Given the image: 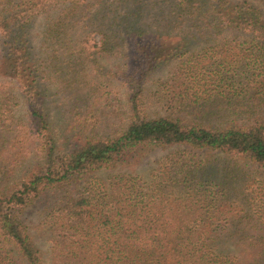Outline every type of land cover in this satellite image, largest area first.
Listing matches in <instances>:
<instances>
[{
  "label": "trees",
  "instance_id": "16d2710c",
  "mask_svg": "<svg viewBox=\"0 0 264 264\" xmlns=\"http://www.w3.org/2000/svg\"><path fill=\"white\" fill-rule=\"evenodd\" d=\"M44 14L42 48L59 70L60 50L72 74L75 62L97 53L119 49L129 58L123 71H108L127 89L123 121L100 133L110 113L92 108L85 141L63 153L31 34ZM0 46V128H9L21 94L29 115L16 140L32 142L35 168L13 182L12 163L26 156L0 162V264H264V199L253 196L249 210L227 201L255 173L242 164L264 172V0H0ZM172 61L166 90L156 93L165 113L150 111L147 81ZM170 147L183 148L162 157L148 181L93 176ZM193 150L222 156L199 158ZM60 189L63 202L46 222L48 263L23 214Z\"/></svg>",
  "mask_w": 264,
  "mask_h": 264
},
{
  "label": "rangeland",
  "instance_id": "374dc122",
  "mask_svg": "<svg viewBox=\"0 0 264 264\" xmlns=\"http://www.w3.org/2000/svg\"><path fill=\"white\" fill-rule=\"evenodd\" d=\"M155 1V0H150ZM96 9V7L94 8ZM147 9V8H146ZM105 14L102 10L101 15ZM109 17V14L106 13ZM90 19V18H89ZM98 23L94 28L101 24ZM45 22V14L39 17L33 28L31 34L33 36L34 52L37 53V59L42 63L40 69V78L47 76L42 80L44 85V98L45 109L51 123L53 137L57 144V152L63 153L71 151L77 144H81L86 138V125L89 118H84V115L89 113L92 108L105 107V112H109L110 116L107 117L108 122H103L99 128V132L103 133L104 130H110L117 124L123 121L127 111V89L124 83L118 78L110 76L108 71H123L129 62V58L119 52L110 50L108 53H97L94 59L85 61L84 64L75 62V72L67 71L68 64L65 62L64 50H60V61L62 62L61 70L55 65V62L47 60V53L42 48V31ZM107 27H109L108 19L102 20ZM100 34L96 35L99 40ZM178 62V61H177ZM177 67V63L172 61L163 64L153 71L147 81L146 90L152 100L153 104L150 105L149 110L155 112L165 113V110L157 103V92H164L166 90L164 82L170 78L171 73ZM6 65L1 57L0 46V80L4 79ZM44 70V71H43ZM262 78V76H259ZM10 80H12L10 78ZM15 81V80H13ZM17 93V92H16ZM155 94V95H154ZM18 97L13 99L12 104V118L8 124V129L0 128V138L8 139L5 144L0 143V162L4 159L15 158L16 156H26L20 159L17 163H12L14 171L12 172L13 182L26 178L33 170L31 162L28 161L30 150L33 144L27 140L23 135L19 140H16L18 126L26 123L28 120V107L25 98L17 93ZM233 118V117H231ZM10 124V125H9ZM84 124V125H83ZM7 128V127H5ZM11 128V129H10ZM20 144H19V143ZM15 145V146H11ZM19 144V145H18ZM183 147H170V148H157L150 152L144 153L141 158L132 164L118 165L115 168L107 169L95 173L93 176L107 179L111 174L127 173L138 176L143 181H148L151 175L156 171L159 160L165 155L176 150L181 151ZM199 158H211L213 160L221 159L222 156L219 152H204L203 150H193ZM241 161L245 163L246 161ZM1 165V164H0ZM244 168L255 171L251 174L248 182L243 185L233 186L228 194L229 203L239 204L248 208L247 202L253 196L256 198V203H260L264 199V172L255 166L244 165ZM65 197V191L48 190L43 193L31 206H29L23 214V219L28 224L36 242L42 248L48 263L49 252L52 245V232L47 227L46 222L49 219L51 211L61 205ZM220 202V201H219ZM253 206V205H252ZM254 207V206H253ZM249 210V208H248ZM262 210V209H261ZM255 211L253 208L252 213ZM243 219H247L246 214H242ZM239 257L242 255L236 249L235 252Z\"/></svg>",
  "mask_w": 264,
  "mask_h": 264
}]
</instances>
